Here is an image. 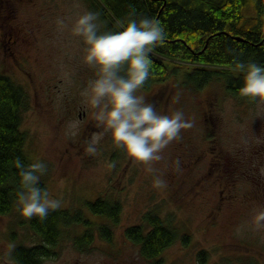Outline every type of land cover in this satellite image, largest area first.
I'll return each mask as SVG.
<instances>
[{
  "label": "rangeland",
  "instance_id": "obj_1",
  "mask_svg": "<svg viewBox=\"0 0 264 264\" xmlns=\"http://www.w3.org/2000/svg\"><path fill=\"white\" fill-rule=\"evenodd\" d=\"M86 10H90L86 0H22L19 22L34 30L37 38L21 50L28 70L6 61L0 51V73L28 93L21 130L31 162L46 164L39 182L50 196L61 199L58 209L83 210L91 222L90 229L64 228L52 257L43 263L61 264L55 261L59 258L76 262L81 254L108 252L122 261L133 262L137 255L143 264H202L201 253L206 255L203 264H233L232 256L238 264H264V221L256 220L264 211V102L228 94L223 78L197 89L185 83L195 64L181 57L164 58L176 73L137 94L161 113L183 110L192 126L163 149V159L153 162L155 172L146 171L144 164L133 163L112 143L94 110L82 102L81 92L94 69L83 63L84 42L70 29ZM57 18H64L66 26H58ZM93 133L98 134L99 150L89 154L85 147ZM156 175L165 179L166 186L153 183ZM231 191L238 196L223 202ZM241 194L247 195L246 201ZM99 198L120 204L118 222L85 207ZM153 215L179 236L148 261L142 247H131L125 231L152 230L147 218ZM32 218L20 214L18 201L12 212L0 216V264H15L16 247L42 243L31 229ZM104 227L111 229L110 242L100 235ZM87 233L93 239L89 244H85ZM80 239L85 243L79 252Z\"/></svg>",
  "mask_w": 264,
  "mask_h": 264
},
{
  "label": "trees",
  "instance_id": "obj_2",
  "mask_svg": "<svg viewBox=\"0 0 264 264\" xmlns=\"http://www.w3.org/2000/svg\"><path fill=\"white\" fill-rule=\"evenodd\" d=\"M86 1L91 11L100 13V31L120 30L119 21L129 19L128 13L133 10L136 17H155L165 26L167 36L164 43L150 53L151 75L142 89L165 82L170 74L176 73V68L173 67V71L169 69L164 58L181 57L195 64L186 76V84L200 89L215 78H223L228 94L254 101L239 94L243 73L234 65L238 60L264 64V0ZM27 94L22 84L0 73V216L12 212L14 203L18 201L20 176L15 159L19 157L25 165L32 163L25 147L27 137L21 130V114L28 105ZM85 207L94 215L106 217L114 223L119 220L121 206L118 202L99 198L86 202ZM147 219L151 231L142 234L141 229L133 228L128 236L142 245L144 257L155 259L179 235L157 215ZM30 221L32 231L42 243L35 247H16L12 252L15 264H44V260L52 257L51 250L58 244L64 228L71 225L91 228L83 210H51L45 219L33 217ZM111 233L108 227L100 228V235L107 240H111ZM91 238L89 235L86 243L81 238L77 245L89 244L93 240ZM183 240L186 243L188 237ZM199 261L203 264L206 255L199 254Z\"/></svg>",
  "mask_w": 264,
  "mask_h": 264
},
{
  "label": "clouds",
  "instance_id": "obj_3",
  "mask_svg": "<svg viewBox=\"0 0 264 264\" xmlns=\"http://www.w3.org/2000/svg\"><path fill=\"white\" fill-rule=\"evenodd\" d=\"M100 13L86 10L71 25V32L84 42L83 63L94 69V75L81 92L82 102L91 107L93 116L112 143L123 149L133 163L144 164L146 171L155 172L153 162L163 159V149L192 126L181 109L170 113L157 111L154 104L137 94L151 75L150 53L167 36L165 26L155 17H136L119 21L117 31H100ZM64 27V18H57ZM243 73L241 96L264 102V64L237 61L234 65ZM179 99V95H177ZM98 134L86 142L85 151L98 152ZM178 164V162H177ZM19 170L18 209L26 218L45 219L51 210L61 207L59 198L49 195L39 183L46 164L36 160L30 164L17 157ZM153 183L166 186L165 179L156 175ZM257 222L264 221V211L257 214ZM14 247V245H13Z\"/></svg>",
  "mask_w": 264,
  "mask_h": 264
},
{
  "label": "flooded vegetation",
  "instance_id": "obj_4",
  "mask_svg": "<svg viewBox=\"0 0 264 264\" xmlns=\"http://www.w3.org/2000/svg\"><path fill=\"white\" fill-rule=\"evenodd\" d=\"M22 9V0H0V51L1 55L4 57L6 61L9 63H13L17 67L22 70L26 69L25 65L28 62L27 57H25L22 53V48L27 45L30 39H37L35 35V31L32 29H27L25 25L19 22V14ZM232 193L226 194L224 196L223 202L230 198H236L238 195H234V191ZM240 197L243 201L247 200L246 194H241ZM127 229L125 231V235L127 237L128 232L131 231ZM129 230V231H128ZM151 231V230H150ZM149 232V231H148ZM146 232V233H148ZM144 230H142V234H146ZM105 239V238H104ZM107 240V239H106ZM109 242L111 240H108ZM129 241L132 243L131 247L133 249H137L136 245L142 247L139 243L134 241V239L129 238ZM135 243V244H134ZM79 247V246H78ZM80 248V247H79ZM77 249L79 252L82 249ZM142 256H143V247H142ZM141 256V258H142ZM97 257V258H95ZM137 260L126 261V260H118L116 254H110L108 252L102 253H91V254H81L77 256L76 262H72L71 260H63L61 258L56 259V262H61V264H143V260L138 258ZM144 258V257H143ZM146 258V257H145ZM148 261L149 258H146ZM206 262V261H205ZM231 263L238 264V258L235 256L231 257Z\"/></svg>",
  "mask_w": 264,
  "mask_h": 264
},
{
  "label": "bare ground",
  "instance_id": "obj_5",
  "mask_svg": "<svg viewBox=\"0 0 264 264\" xmlns=\"http://www.w3.org/2000/svg\"><path fill=\"white\" fill-rule=\"evenodd\" d=\"M167 248V247H166Z\"/></svg>",
  "mask_w": 264,
  "mask_h": 264
}]
</instances>
